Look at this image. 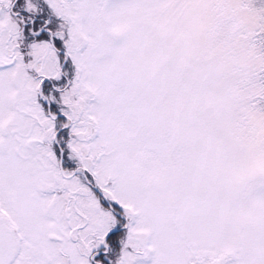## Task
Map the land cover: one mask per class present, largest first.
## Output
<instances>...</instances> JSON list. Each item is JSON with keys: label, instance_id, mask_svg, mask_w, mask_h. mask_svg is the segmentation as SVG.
I'll return each mask as SVG.
<instances>
[{"label": "snow or ice", "instance_id": "6c2138e0", "mask_svg": "<svg viewBox=\"0 0 264 264\" xmlns=\"http://www.w3.org/2000/svg\"><path fill=\"white\" fill-rule=\"evenodd\" d=\"M0 264H264V0H0Z\"/></svg>", "mask_w": 264, "mask_h": 264}]
</instances>
